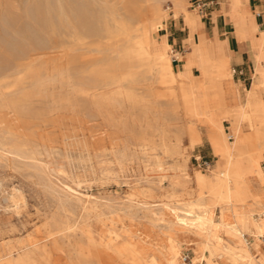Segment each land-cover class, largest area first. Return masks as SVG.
Here are the masks:
<instances>
[{
  "label": "rangeland",
  "instance_id": "rangeland-1",
  "mask_svg": "<svg viewBox=\"0 0 264 264\" xmlns=\"http://www.w3.org/2000/svg\"><path fill=\"white\" fill-rule=\"evenodd\" d=\"M149 5L158 25L174 15L171 0H0V257L146 264L161 224L152 208L188 202L195 186L179 184L195 172L219 188L215 150L176 141L181 109H166L130 50ZM191 236L177 238L190 259Z\"/></svg>",
  "mask_w": 264,
  "mask_h": 264
},
{
  "label": "bare ground",
  "instance_id": "bare-ground-1",
  "mask_svg": "<svg viewBox=\"0 0 264 264\" xmlns=\"http://www.w3.org/2000/svg\"><path fill=\"white\" fill-rule=\"evenodd\" d=\"M171 1L174 16L184 14L190 23L186 1ZM226 1L229 12H239L240 25L252 27L253 16L243 11L241 0ZM150 6L140 12L134 22L130 50L138 64L163 86L160 97L164 99L166 109H181L180 117L176 118L181 122L176 141L184 135L192 148L199 145L204 136L219 157L216 167L220 170L221 180L216 190L199 172L192 177L184 176V181L179 184L181 187L190 182L195 186L188 202L182 206L163 204L160 209L164 214L154 212L152 208V214L161 224L156 226L158 243L146 253L144 260L146 264H183L179 261L183 244L177 239L182 232L196 239L193 245L191 243L193 256L190 263L185 264H264L261 242L256 241L264 239V175L260 168L264 158V107L255 90L242 93L239 88L232 87L227 94L224 82L230 80L229 62L207 42L200 41L186 56L187 74L175 72L171 66L172 56L168 53L169 45L163 38L155 37L157 29L164 25L151 20ZM255 41L252 49L258 69L254 84L264 88V68H260L264 32L259 33ZM157 43L160 49L155 51L153 46ZM176 57L180 59V55ZM192 67L198 70L196 78L190 76ZM224 121L229 123V133L225 132ZM211 174L215 176V173ZM170 209L174 210L173 219L163 218L168 217L165 211ZM246 235L252 238L250 242ZM137 254L143 255L139 251ZM0 264H33L31 251H11L0 257Z\"/></svg>",
  "mask_w": 264,
  "mask_h": 264
},
{
  "label": "crops",
  "instance_id": "crops-1",
  "mask_svg": "<svg viewBox=\"0 0 264 264\" xmlns=\"http://www.w3.org/2000/svg\"><path fill=\"white\" fill-rule=\"evenodd\" d=\"M205 1L207 6L201 14L195 15L187 11L190 23L186 21L184 14H179L177 17L172 15L170 21L164 25L165 28H161L159 39L164 38L170 47L172 57L180 55L177 62H171L172 68H175V72L187 74L184 67L186 56L193 51L194 46L199 45L200 41L207 42L212 50L229 62L231 81L224 82L226 92L232 87L239 88L242 93L255 90L264 107V88L255 87L254 84L258 64L252 49V45L256 44L257 35L264 32V0H241L243 11L253 16L252 27L240 25L239 12L237 10L229 12V3L226 0ZM261 56L260 68L262 69L264 53ZM198 75L197 68L192 67L190 76L196 78ZM203 142L211 147L204 136H202L201 144ZM261 168L264 170L262 161ZM246 239L251 238L246 235ZM259 242H261L260 252L264 254V239H259ZM256 256L258 257L259 254Z\"/></svg>",
  "mask_w": 264,
  "mask_h": 264
},
{
  "label": "built area",
  "instance_id": "built-area-1",
  "mask_svg": "<svg viewBox=\"0 0 264 264\" xmlns=\"http://www.w3.org/2000/svg\"><path fill=\"white\" fill-rule=\"evenodd\" d=\"M206 6H207V3L205 0H189V9L197 10V12L199 14H201L203 12V10ZM160 31H161V29H160ZM177 61H178V58L176 56H173L171 58L172 63L177 62ZM201 164H202L204 169H208L210 167V162H208V161H203ZM181 262L183 264L190 263V258L188 257V255H182Z\"/></svg>",
  "mask_w": 264,
  "mask_h": 264
}]
</instances>
